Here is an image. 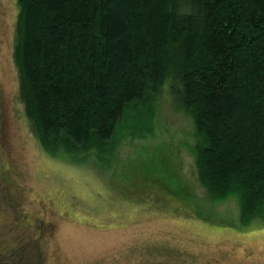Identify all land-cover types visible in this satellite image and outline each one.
<instances>
[{"label": "trees", "instance_id": "1", "mask_svg": "<svg viewBox=\"0 0 264 264\" xmlns=\"http://www.w3.org/2000/svg\"><path fill=\"white\" fill-rule=\"evenodd\" d=\"M17 4L19 98L46 152L112 166L154 132L168 83L194 126L201 211L236 197L243 226L264 219V0Z\"/></svg>", "mask_w": 264, "mask_h": 264}, {"label": "rangeland", "instance_id": "2", "mask_svg": "<svg viewBox=\"0 0 264 264\" xmlns=\"http://www.w3.org/2000/svg\"><path fill=\"white\" fill-rule=\"evenodd\" d=\"M18 12L17 0H0V264H264V219L243 226L236 197L201 211L194 126L168 83L154 132L124 140L112 166L41 147L19 98Z\"/></svg>", "mask_w": 264, "mask_h": 264}, {"label": "flooded vegetation", "instance_id": "3", "mask_svg": "<svg viewBox=\"0 0 264 264\" xmlns=\"http://www.w3.org/2000/svg\"><path fill=\"white\" fill-rule=\"evenodd\" d=\"M7 177V175H3V179L4 178H6ZM32 226V225H31ZM41 230H39V235L37 236V238L36 239H38V240H41L42 239V234H41ZM15 247V246H14ZM13 247V249H15V252L18 250V248H19V246H17V247H15L14 248ZM13 254H14V252H12ZM204 264H219V259H217V258H212V259H207L206 261H205V263Z\"/></svg>", "mask_w": 264, "mask_h": 264}]
</instances>
